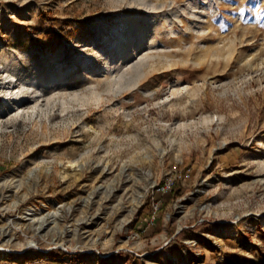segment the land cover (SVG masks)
<instances>
[{
  "label": "rangeland",
  "instance_id": "rangeland-1",
  "mask_svg": "<svg viewBox=\"0 0 264 264\" xmlns=\"http://www.w3.org/2000/svg\"><path fill=\"white\" fill-rule=\"evenodd\" d=\"M0 264H264V0H0Z\"/></svg>",
  "mask_w": 264,
  "mask_h": 264
},
{
  "label": "bare ground",
  "instance_id": "bare-ground-1",
  "mask_svg": "<svg viewBox=\"0 0 264 264\" xmlns=\"http://www.w3.org/2000/svg\"><path fill=\"white\" fill-rule=\"evenodd\" d=\"M165 19L167 20L168 18H165ZM125 20L127 22L124 25L123 32L115 31V34L117 36L114 38V41L111 43V49L109 52V56L105 57L106 75L108 77L110 76L111 79H114V77L112 75L113 73L117 74V72H119L120 65L125 62L126 58H128L127 55H130L133 52V50L141 44L140 42L145 39V34L147 32L150 33V37H151V39H153L159 31L158 30V24H156L153 21L146 19V18L142 19L139 14L132 15V17H130V18L129 17L125 18ZM125 32H128V34H129L128 36L131 37V39H132V43H133L132 48L133 49L127 48L128 46H126V44L129 43V40H127L128 36H125V34H126ZM140 46H142V45H140ZM117 49L120 50V57H116ZM111 81H113V80H111ZM28 88H32V90H33L32 93L39 94L37 97H43L44 96L42 91L41 90L39 91L38 88H35L32 83H30L28 85ZM17 96H16V98H17ZM78 179H79L78 176L75 177L73 179V182H76ZM29 222H31V221H29Z\"/></svg>",
  "mask_w": 264,
  "mask_h": 264
}]
</instances>
